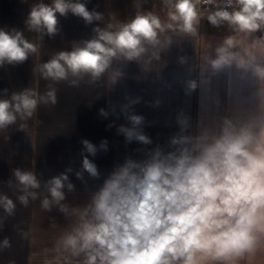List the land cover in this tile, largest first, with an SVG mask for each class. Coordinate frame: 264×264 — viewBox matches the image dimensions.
Here are the masks:
<instances>
[{
	"label": "clouds",
	"instance_id": "1",
	"mask_svg": "<svg viewBox=\"0 0 264 264\" xmlns=\"http://www.w3.org/2000/svg\"><path fill=\"white\" fill-rule=\"evenodd\" d=\"M163 2L171 9L167 22L148 12L137 14L116 31L110 30L112 24L95 28V37L83 46L74 45L44 63L42 75L67 80L69 74L76 78L87 74L95 81L114 60L134 61L147 73L152 61H160L161 53L171 48L174 36L200 37V21L206 16L214 27L227 23L234 34L215 47L204 43L198 62L189 64V57H179V64L186 66L184 93L191 96L201 85L225 76L230 85L228 114L212 126L198 121V131L192 134L188 131L191 117L181 109L177 115L180 133L171 139L172 150L165 152L158 146L146 158L127 159L111 172L91 203L82 211L73 210L79 225L59 243L71 258L83 254V264H252L257 253L264 251V0ZM69 13L88 24L102 19L80 0H51L34 4L26 24L30 31L54 36L57 14ZM37 50L22 32L0 29V65L23 63ZM121 75L113 72L110 82L115 84ZM36 97L34 90L27 89L13 94L11 100H0V128L15 123L17 114L21 119L31 117ZM48 101L56 103L55 90L47 93ZM138 102L139 98L133 101ZM159 104L156 100L155 106ZM127 107L122 114L130 126L121 125L118 131L128 142L150 144L141 127L144 117L128 113ZM101 114L107 115L103 109ZM82 143L89 154H96V146L88 140ZM105 145L102 142L101 149L106 150ZM82 169L76 172L77 178L82 179L83 172L92 178L100 176L87 156ZM14 175L25 193L19 200L27 206L29 197L37 198L30 189L40 188V182L32 171L17 169ZM68 179L61 173L48 181L51 199H43L44 209L65 199L62 189ZM67 188L72 190V183ZM0 204L9 215L15 209L7 196H0ZM61 211L67 212V206L61 205ZM3 243L9 246L7 239Z\"/></svg>",
	"mask_w": 264,
	"mask_h": 264
},
{
	"label": "crops",
	"instance_id": "2",
	"mask_svg": "<svg viewBox=\"0 0 264 264\" xmlns=\"http://www.w3.org/2000/svg\"><path fill=\"white\" fill-rule=\"evenodd\" d=\"M39 2L51 0H0V29L10 33L13 29L20 31L38 48L23 63L0 65V100H11L13 94L27 89L34 90L38 100L31 117L21 119L17 114L15 123L0 128V196H7L15 204L11 215L0 204V264H83V254L71 258L59 243L79 225L78 214L73 210L86 208L104 179L127 159L142 160L158 146L165 152L171 151V139L180 133L177 115L181 109L191 117L188 131L192 134L198 131V121L212 126L219 117L228 114L227 77L213 78L210 85H201L186 96L183 84L186 66L180 65L178 59L187 56L189 64L198 62L204 43L215 47L234 33L227 23L214 27L201 20L200 37L193 40L174 36L171 48L161 53L160 61H152L147 73L134 61L114 60L109 70L95 81L87 74L82 78L69 74L67 80L45 79L40 71L42 65L61 51H71L74 45L83 46L95 37V28L107 29L112 24L110 30L116 31L137 14L148 12L167 22L168 12L147 0H80L89 11L100 13L102 19L88 24L71 13L57 14L58 32L49 36L46 32L30 31L26 24L31 7ZM117 70L122 75L112 84L109 77ZM72 80L77 83L72 84ZM234 87L243 91L242 85ZM52 90L56 94L55 104L45 102ZM137 98L139 102L133 103ZM156 100L160 101L159 106H155ZM124 106H128V113L144 117L141 127L152 141L150 144L128 142L118 131L121 125L130 126L122 114ZM83 140L96 146L94 156L86 151ZM104 141L106 150L100 147ZM85 156L97 165L99 178H92L87 172H83L82 179L77 178L76 172L83 171ZM17 169L32 171L40 182V188L30 189L37 193V198L29 197L27 206L19 200L25 193L14 175ZM61 173L69 178L62 189L65 199L46 210L42 201L45 197L51 199L48 181ZM69 182L72 190L67 188ZM61 205L67 206L68 211L62 212ZM5 239L9 241L8 247L4 246ZM252 264H264V251L257 253Z\"/></svg>",
	"mask_w": 264,
	"mask_h": 264
},
{
	"label": "built area",
	"instance_id": "3",
	"mask_svg": "<svg viewBox=\"0 0 264 264\" xmlns=\"http://www.w3.org/2000/svg\"><path fill=\"white\" fill-rule=\"evenodd\" d=\"M147 1H150L151 3H153V5H160L161 6V9L162 11L164 12H168L170 11V7L166 6L163 2V0H147ZM221 2H223V0H221ZM201 10H203V6H201ZM230 10V9H229ZM201 20H207L206 19V16L203 17Z\"/></svg>",
	"mask_w": 264,
	"mask_h": 264
}]
</instances>
